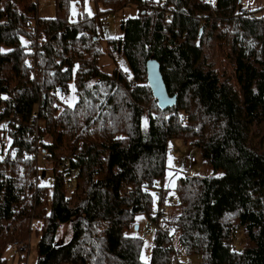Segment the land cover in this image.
I'll return each mask as SVG.
<instances>
[{"label": "trees", "instance_id": "1", "mask_svg": "<svg viewBox=\"0 0 264 264\" xmlns=\"http://www.w3.org/2000/svg\"><path fill=\"white\" fill-rule=\"evenodd\" d=\"M84 1L55 0L56 17L43 19L38 0H0V122L8 121L12 139L4 158L0 152V264L7 243L30 247L35 220L42 221L37 264H174L161 219L170 206L180 209L173 225L185 255L204 264H264V15L242 0H92L95 14L71 20V4ZM130 5L137 16L122 22L107 50L126 58L127 77L100 66L97 22ZM29 43L42 49L36 82ZM153 67L167 102L151 90ZM73 83L76 104L61 103ZM174 139L224 174L185 175L166 188ZM37 145L54 165L42 168L53 173L51 186L42 185L48 174L35 181ZM69 157L78 171L71 194L67 171L53 162ZM143 213L159 225L148 262L143 237L131 234ZM66 225L71 239L58 242Z\"/></svg>", "mask_w": 264, "mask_h": 264}, {"label": "rangeland", "instance_id": "2", "mask_svg": "<svg viewBox=\"0 0 264 264\" xmlns=\"http://www.w3.org/2000/svg\"><path fill=\"white\" fill-rule=\"evenodd\" d=\"M212 2L215 0H211ZM242 6L245 9L249 10H259L261 15H264V0H242ZM39 7V16L43 19H52L56 17L55 10V0H38ZM99 9L103 10V7L100 6ZM96 7L92 0H85L83 5H79L76 2L71 4L70 14L71 20L75 21L79 18L80 15L89 13L90 15L95 14ZM138 10L136 6L130 5L126 7L123 11H120L116 14L109 15V23L107 26L103 25V19L101 23L97 22V36L99 41L97 43V48L102 50L104 55L100 58V66L106 72H112L115 68H118L126 73H130V67L125 57L118 56L115 60L114 57L110 56L107 53L108 42L110 39H117L122 35L121 25L124 20L137 16ZM37 55L41 54L42 49L38 46L36 48ZM73 83L71 85V93L68 95H60L61 103L74 106L78 100V95L76 93V86ZM136 86V85H135ZM143 127L145 129L149 126V115L146 113L142 117ZM35 125V123H34ZM42 125V124H40ZM7 126L5 122H0V143L4 142L6 151L11 146V136L6 130ZM146 132V130H144ZM2 147L0 145V152ZM194 158V161L192 160ZM196 160V161H195ZM196 162V163H195ZM44 165V164H41ZM37 167V165H36ZM49 169L52 170L51 166L48 165ZM45 173V172H44ZM223 171L214 172V170L203 164L201 151L190 145L184 143L181 139H174L170 142L168 146V156H167V172L164 180V186L168 189L175 187L176 181L178 178L185 175H201V176H211L217 175L222 176ZM46 175V173H45ZM45 178V177H44ZM43 179V178H42ZM42 182V181H41ZM53 184V173L49 172L46 179L43 181L42 185ZM171 196H176L173 191L169 192L167 199ZM176 198V197H175ZM156 201V200H154ZM157 203L154 204L153 208H157ZM180 213V209L176 206L167 207V210L164 212V218L168 220V225L171 226L172 232L176 237L175 226L173 225L174 219ZM163 220V219H162ZM136 226L139 227V230L131 232L140 235L144 239L143 250L141 254V259L144 262H148L151 257V250L154 244L155 230L150 224V218L147 214H140L135 219ZM41 227L42 221L35 220L33 222V232L28 240L30 242L29 253L20 254L17 249L14 247L13 243H7L3 250V257L5 259L4 264H18L22 261L25 264H37L38 253L37 245L41 237ZM40 232H37V230ZM148 233L147 237H144V234ZM71 231L68 225L63 226L57 236V241L61 243H67L71 239ZM29 244V243H28ZM178 239L175 244V248L181 251L179 256V264H204L201 256H187L183 253L182 249L178 245ZM177 264V263H174Z\"/></svg>", "mask_w": 264, "mask_h": 264}, {"label": "built area", "instance_id": "3", "mask_svg": "<svg viewBox=\"0 0 264 264\" xmlns=\"http://www.w3.org/2000/svg\"><path fill=\"white\" fill-rule=\"evenodd\" d=\"M243 13H245V11H243ZM108 23H109V18L108 17H104L103 18V25L107 26ZM27 47H28V50L32 53V56L28 60V65L31 67L32 78L36 82L38 80L39 76L41 75L40 60L37 58V50H36L37 47L33 43H29ZM126 76L130 77V75L128 73H126ZM130 84L132 86L137 85V83L135 81H133V80L130 81ZM18 117H19V115L15 114V115L12 116L11 119L18 118ZM4 122L7 124L8 121H4ZM40 124H41L40 120L36 119L35 120V125H34L35 133H34V136H33V140L38 141V139H39V131H40V126H41ZM0 145H1L2 150H3L2 156L4 158V156L6 155L7 150L4 151V147H5L4 142L1 141ZM30 156L34 160L37 161L35 181L37 183H39L40 179L43 178V172H45V171H42L43 166L44 165H50L51 168H53L54 165L51 163L52 160L49 158V155L47 154V152L44 151L40 145L36 146L35 150L30 154ZM27 157H29V155L27 153H24L22 155L23 159H26ZM11 159H12L13 163H17L19 158L17 156L13 155L11 157ZM71 159L72 158L69 157V158H67L65 160L53 161L54 163L58 164V166H59L61 171H65V172L67 171L65 185H66V190H67V192L69 194H71L72 192L75 191V189L77 187V178H78L77 169L70 167V160ZM192 160L194 161V158H192ZM41 164H44V165H41ZM45 173L48 174V172H45ZM168 201L171 204H176V198L174 196H171ZM158 213H159L158 211L155 212V214L153 216L156 217L158 215ZM161 219H163V221L166 222V219L164 217L161 218ZM150 224H151V226H153L155 232L159 229V225L154 220H151ZM164 234L167 237H170L171 242L174 244V251H175V260H174V262L179 264L178 258L181 255V251L179 249L175 248V244L177 242V237L172 232V228H171L170 225L165 227ZM147 236H148V233H145L144 237H147ZM13 245H14V247L17 249V251L20 254H24V253L27 252V250H29L28 244L23 242V241H15L13 243Z\"/></svg>", "mask_w": 264, "mask_h": 264}, {"label": "water", "instance_id": "4", "mask_svg": "<svg viewBox=\"0 0 264 264\" xmlns=\"http://www.w3.org/2000/svg\"><path fill=\"white\" fill-rule=\"evenodd\" d=\"M149 84L152 92L155 94L159 102L169 101V94L160 70L157 67H153L149 71ZM45 173L43 172V178ZM139 227L136 226V231Z\"/></svg>", "mask_w": 264, "mask_h": 264}, {"label": "crops", "instance_id": "5", "mask_svg": "<svg viewBox=\"0 0 264 264\" xmlns=\"http://www.w3.org/2000/svg\"><path fill=\"white\" fill-rule=\"evenodd\" d=\"M196 163V162H195Z\"/></svg>", "mask_w": 264, "mask_h": 264}]
</instances>
